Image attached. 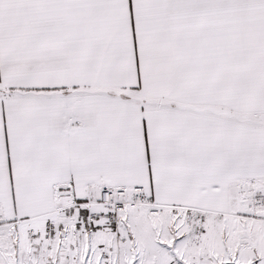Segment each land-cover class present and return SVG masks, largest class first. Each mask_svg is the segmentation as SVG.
<instances>
[{"label": "snow or ice", "instance_id": "obj_1", "mask_svg": "<svg viewBox=\"0 0 264 264\" xmlns=\"http://www.w3.org/2000/svg\"><path fill=\"white\" fill-rule=\"evenodd\" d=\"M0 264H264V0H0Z\"/></svg>", "mask_w": 264, "mask_h": 264}]
</instances>
